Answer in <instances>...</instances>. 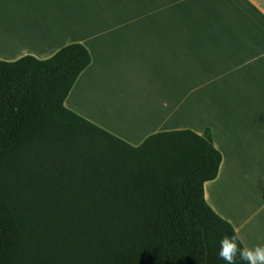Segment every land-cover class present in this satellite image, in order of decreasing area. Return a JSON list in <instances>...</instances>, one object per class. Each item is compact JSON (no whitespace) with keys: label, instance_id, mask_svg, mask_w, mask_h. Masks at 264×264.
Wrapping results in <instances>:
<instances>
[{"label":"trees","instance_id":"16d2710c","mask_svg":"<svg viewBox=\"0 0 264 264\" xmlns=\"http://www.w3.org/2000/svg\"><path fill=\"white\" fill-rule=\"evenodd\" d=\"M90 62L81 44L0 61V264H226L221 239L244 246L204 198L210 130H103L64 105Z\"/></svg>","mask_w":264,"mask_h":264},{"label":"crops","instance_id":"0c3cea01","mask_svg":"<svg viewBox=\"0 0 264 264\" xmlns=\"http://www.w3.org/2000/svg\"><path fill=\"white\" fill-rule=\"evenodd\" d=\"M69 44L91 62L65 107L132 146L209 129L222 161L204 198L264 245V0H0V61Z\"/></svg>","mask_w":264,"mask_h":264},{"label":"clouds","instance_id":"9594fccd","mask_svg":"<svg viewBox=\"0 0 264 264\" xmlns=\"http://www.w3.org/2000/svg\"><path fill=\"white\" fill-rule=\"evenodd\" d=\"M239 255L245 264H264V245H258L253 249L238 248L234 236H225L220 241L218 256L226 261V264H236L235 257Z\"/></svg>","mask_w":264,"mask_h":264},{"label":"bare ground","instance_id":"6f19581e","mask_svg":"<svg viewBox=\"0 0 264 264\" xmlns=\"http://www.w3.org/2000/svg\"><path fill=\"white\" fill-rule=\"evenodd\" d=\"M112 112V111H111Z\"/></svg>","mask_w":264,"mask_h":264}]
</instances>
